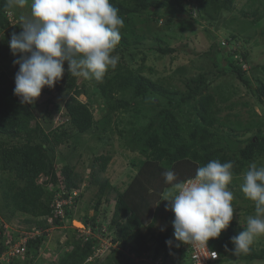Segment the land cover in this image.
<instances>
[{"label": "trees", "instance_id": "16d2710c", "mask_svg": "<svg viewBox=\"0 0 264 264\" xmlns=\"http://www.w3.org/2000/svg\"><path fill=\"white\" fill-rule=\"evenodd\" d=\"M235 1L110 0L124 20L121 41L113 53L118 56V63L115 68H109L101 82L90 80L89 87L86 81L78 83L79 77L68 72L65 62L63 78L54 88H43L45 93L57 92L63 99V105L55 102L52 109L45 110V115L49 117L56 113L63 118L54 127L50 119L48 128L36 119V103L22 104L14 95V82L0 71V171L9 176L0 184V212L7 221L17 214H26L23 223L40 230L26 243L24 258L27 263L33 261L44 247L48 230L62 226L72 216L73 209L66 205H63V219L54 213L51 203L55 195L59 191L63 198L72 195L73 205L82 196L78 191L82 179L75 166L67 162L57 164L58 159H63L57 158V146L71 138L78 142L81 135L96 129L100 131V136H110L113 115L122 113L129 114L130 118L118 116L114 120V128L125 148L138 153L140 163L122 190L110 185L106 177L97 178V172L92 170L88 182L99 183L97 199L93 207H89L94 209V213L88 216L85 212L82 218L93 234L108 236L110 243L117 247L111 246L110 253L105 254L103 259L89 261L87 258L92 255L98 238L93 235L85 239V234L78 233L76 228L68 229L70 234L63 243L60 256L50 264L143 263L134 262L130 258L131 253L136 256L148 253L153 259L160 258L159 264H167L168 260L172 264H190L185 245L180 243L179 247L176 246L172 226L174 213L170 210L169 202L162 200L163 194L171 189L163 173L173 171L175 182H184L195 177L197 168L211 160L221 163L231 161L234 165L233 179L228 188L241 199L239 192L244 174L250 164L264 156V77L253 74L252 81L249 73L257 70L258 65L251 63L247 50L240 49L242 44H236L239 37L232 31L225 41L220 39V62L210 59L206 63L205 57L212 55L211 45L208 51L198 54L202 58L198 60L200 65L194 64V68L199 69L198 73L185 78L164 73L166 65L160 70L155 65V54L151 58V65H145L149 58L145 54L137 61L134 51L147 47L162 56L176 51L175 47L162 39L163 29H174L176 20L183 24L187 22V17L195 22L201 18L216 28L222 29V25L229 28L227 22L236 16L225 18L224 14L234 11ZM11 8L8 0H0V31L11 25L8 16ZM239 12L242 17H251V22L260 20L264 17V0H247ZM184 15L186 18H183ZM162 17H165V22L162 20L164 25L156 27ZM16 26L21 32L20 24ZM261 33L264 34V30ZM148 38L151 40L146 41ZM1 44L9 48L7 42ZM18 59L19 54L15 60ZM245 63H250V69L243 67ZM177 69L180 70V67ZM153 70L158 71L154 77ZM261 71L264 72V64H261ZM228 73L248 89L254 104L241 96L234 98L238 94V86L228 87V79L215 83L221 75ZM81 94L86 101L78 98ZM232 97L234 99L230 100ZM94 102L101 113L99 118H95L91 109ZM149 104L150 113L146 112ZM239 106L246 111L241 112ZM256 107L261 109L260 113ZM224 111L227 112L224 114ZM111 158L110 153L99 154L93 158V166L97 164V171L105 172ZM133 165L137 164L133 162ZM73 191H76L75 195ZM112 191L115 196L111 200L108 194ZM103 200L113 203L109 217L105 215L103 207L100 211ZM246 200L251 201L247 197ZM236 204L237 201H232L234 215L229 226L218 238L208 241L209 247L219 255L215 262L264 260V241L259 247L254 241L247 254L236 256L230 251L234 247L231 238L247 227V219L239 220L241 213L247 214L255 209V204L251 205L250 202L244 207ZM99 215L107 219L105 231H101L100 225L104 220L98 218ZM158 218H163L164 227L156 231ZM240 221H244V224ZM19 235V231L6 228L1 223L0 254L7 248V240L13 242ZM169 239L173 240L171 246L166 244ZM22 259L11 262L20 264Z\"/></svg>", "mask_w": 264, "mask_h": 264}, {"label": "clouds", "instance_id": "9594fccd", "mask_svg": "<svg viewBox=\"0 0 264 264\" xmlns=\"http://www.w3.org/2000/svg\"><path fill=\"white\" fill-rule=\"evenodd\" d=\"M27 2L9 0L10 6L20 8ZM30 8V16L21 18L22 31L12 33L8 41L12 54L20 55L14 61L19 65L14 95L22 104H33L43 88H54L63 78L65 62L72 76L97 82L116 67L118 56L113 53L121 41L124 20L110 0H32ZM233 167L231 161L211 160L187 182H175L173 171L163 173L172 190L162 200L169 202L174 213L177 247L180 243L207 246L229 226L234 215V196L228 188ZM241 191L254 202L255 215L247 218L245 230L231 238L230 251L236 256L249 253L254 239L264 235V166L250 165ZM166 244L171 246L173 240Z\"/></svg>", "mask_w": 264, "mask_h": 264}, {"label": "rangeland", "instance_id": "374dc122", "mask_svg": "<svg viewBox=\"0 0 264 264\" xmlns=\"http://www.w3.org/2000/svg\"><path fill=\"white\" fill-rule=\"evenodd\" d=\"M9 1V0H8ZM31 2L32 0H28L27 4L20 8L16 5H12L11 10L9 11V16L12 19L11 25L4 30L0 31V71H3L8 75L11 80L15 84V75L19 70V65L14 63L16 61V56H14L10 50V48H6L1 44V42H7L11 39L12 33H20L19 27L16 26V24H22V17H28L31 13ZM247 0H236L234 3V11H228L226 14H224L225 18H230L231 16L235 15V19H229L227 22L229 28L224 27L222 25L221 27H215L214 24H210L208 22L203 21L201 18L196 19V22L192 20V18L187 17L184 15L183 18H186L183 24L178 22L176 20V26L173 27L174 29H163V35L162 39L170 46L175 47L177 50L161 55L157 53L156 51H152L150 48L147 47H140L137 51H134L135 59L137 61H140V58L145 54L148 55L149 58L145 62V65L153 64L151 62V58L153 59L154 54L156 59L155 65L157 67L159 66L160 70L166 65V68L164 69V73L169 72L173 75V77L180 76L182 78L189 77L192 75H195L198 73L199 69L194 68L195 65L198 64V60H201V55L199 56V53H203L204 51H208L210 49V46H213L212 55L211 57L208 56V58L205 57L206 63L212 59L213 62H220L219 56L220 51L222 48H220V39L225 41L228 36H230V33L234 32L239 37V41L236 42V44L240 46V49L247 50L249 55V60L253 64H257L258 68L254 72H250V77H252V81L254 82L253 74L259 75V77H264V72L261 71V64H264V34L261 32L264 30V17L260 20H255L254 22H251V17H242L239 9L245 5ZM194 15V14H193ZM165 17H162V19L158 20V23L156 27L159 25H164ZM199 23H198V22ZM157 29V28H156ZM193 30V32H189L190 30ZM232 31V32H231ZM149 39V38H148ZM146 40V41H150ZM232 42H229L231 44ZM157 57V58H156ZM221 64V63H220ZM68 67V66H67ZM152 67V66H151ZM180 67V70L177 68ZM219 67V65H217ZM244 68L250 69V63H245ZM188 69V70H187ZM217 69V68H216ZM158 71L153 70L152 77L156 75ZM145 74L147 73L144 72ZM228 79V87L231 85H237L238 86V94L234 96V98H237L238 96H241L242 98H247L250 101V104H254V98L251 96L250 93H248V89L245 88V86L239 82L234 76L228 74L221 75L220 78L215 81V83H220L223 81H226ZM86 81V85L91 87L90 80L79 77L78 83H83ZM88 81V82H87ZM178 83V81H177ZM214 83V84H215ZM179 86L183 87L182 83H179ZM93 95V94H92ZM96 97V95H93ZM78 98L82 101H86V97L81 94L78 96ZM233 97L230 98V100L234 99ZM59 103L63 105V99L61 98V95L57 92H53L52 94H47L43 91L41 92V95L39 98L35 101L34 106V114L37 120L41 122V124L48 128V122L49 119L52 121V125L57 123L58 119L60 121L63 120V118H60V116L56 113L53 114V116L49 117L45 115V110L47 108L52 109L53 103ZM150 104L147 106L146 112H149ZM241 109V112H245L246 109L239 106ZM62 109V108H61ZM92 111L94 112L95 118L100 117V112L97 110V104L94 102L91 106ZM142 109V108H141ZM256 111L260 113L261 109L259 107L255 108ZM61 111V110H60ZM59 111V112H60ZM227 111H224L225 114ZM123 117V118H130L129 114H122V113H115L113 115V120L110 124L112 128V132L110 136L107 135H101L100 131L95 130L91 133H87L84 135H81L79 137V141L75 142L73 138H71L69 141L64 142L63 144H60L57 146V158L62 157V160H57V164L62 163H70L71 165L75 166V170L79 174V176L82 179V182L80 184V187L78 189L79 194L82 193V196H80L77 199V202L72 206V216L69 219H66L63 222V225L60 227H51L48 230V237L45 241L44 247L40 250L36 258L31 261L30 263H27L24 258L23 261L20 262V264H50L55 259L60 256L63 248V243L66 239H68V229L76 228L78 233H84L88 227H85L84 223L82 222V218L87 212L88 216H91L94 213L93 207L98 194V182L89 183L90 179V173L92 170L97 172L96 177L99 179H103L106 177L108 179L110 185H116L119 190H122L125 188L126 184L130 180L131 176L136 172V169L138 167V164L140 163V158L138 157L137 152H131L125 146L123 145V142L119 136V134L116 132V129L114 128V124L116 123L114 120H117V117ZM131 116V115H130ZM246 117V115H245ZM122 125L121 123H119ZM123 126L127 127V124H123ZM102 153H110L112 155V158L107 166V169L105 172H98V166L95 164L93 166V158L99 154ZM133 162H135L137 165L134 166ZM260 164H259V163ZM257 165V167L264 166V156L256 161L253 162ZM252 163V164H253ZM250 164V165H252ZM9 177L7 173L0 171V184L2 181H4L5 178ZM244 178V177H243ZM42 177L39 179L41 180ZM243 180V179H242ZM107 190V189H106ZM172 189H169L170 191ZM230 190V189H229ZM231 191V190H230ZM234 196V203L236 205L246 206L254 204L253 201L246 200V196L243 192H239L241 195V199H238V197L235 196V192H233ZM237 194V192H236ZM239 195V196H240ZM115 196V193L112 191L108 194L109 199H113ZM238 196V194H237ZM2 199L1 193H0V202ZM250 202V204H249ZM102 207L105 210V215L109 217L112 213L113 209V203L109 202L107 203L106 200H103L100 205V211ZM255 208V207H254ZM240 216L238 213L236 214ZM255 215V209H252L249 213H241V216L239 220L247 219L249 216ZM99 215L98 218H100L102 221L101 231H105L107 228V219H102ZM26 217V214H17L15 217L7 221L3 214L0 212V224L4 223L7 224L9 228L19 231V232H25V231H31L33 228V225H28L23 223V219ZM80 222L81 225H76L73 222ZM247 222V220H246ZM241 223V221H240ZM244 224V221H242ZM241 223V224H242ZM247 223H245L246 225ZM85 227V228H84ZM164 227V221L163 218H158L155 223V230L157 231L159 228ZM88 230V229H87ZM92 235L93 234L92 232ZM98 238V244L99 243H109V237L108 236H101L95 235ZM264 235L256 237L254 239L256 247L262 246L264 241ZM106 254L110 253V249L106 250ZM104 256H101L98 258V261L103 259ZM96 258H93L91 261H94ZM93 264V263H92ZM167 264H172V261H167ZM213 264H264V260H255L251 262H214Z\"/></svg>", "mask_w": 264, "mask_h": 264}, {"label": "built area", "instance_id": "2783aa9c", "mask_svg": "<svg viewBox=\"0 0 264 264\" xmlns=\"http://www.w3.org/2000/svg\"><path fill=\"white\" fill-rule=\"evenodd\" d=\"M244 66V64H243ZM194 177L186 179L184 182H187L189 179H192ZM76 194V191H73V195ZM54 207V213L60 216V218H64L65 213L63 209V205H66L68 208H72V195H69L67 198L61 197V191H59L55 197L53 202L51 203ZM51 218H49V221ZM4 227L8 228L7 224H4ZM88 229V230H87ZM85 231V239H87L92 235L91 229L87 228ZM40 230L33 226L31 231H25L20 232V235L17 237V239L13 242H9V240L6 241L7 248L3 250V252L0 254V264H12V260H21L22 258L26 257L25 251H26V243L30 238H33L35 235L39 234ZM186 249L189 252V261L190 264H212L214 263L219 255L216 250L211 249L209 245L207 246H198V245H186L184 244ZM117 247L116 244L112 243H99L93 246V253L90 255L87 260H92L93 258H99L103 256L106 252V250H109L110 247ZM130 258L134 262H147L149 264H159L160 258L153 259L152 256H150L148 253H143L141 256H136L135 254L131 253L129 254ZM22 259V260H23ZM141 263V264H143Z\"/></svg>", "mask_w": 264, "mask_h": 264}, {"label": "bare ground", "instance_id": "6f19581e", "mask_svg": "<svg viewBox=\"0 0 264 264\" xmlns=\"http://www.w3.org/2000/svg\"><path fill=\"white\" fill-rule=\"evenodd\" d=\"M76 225H81L80 222L78 223L77 221L75 222Z\"/></svg>", "mask_w": 264, "mask_h": 264}, {"label": "water", "instance_id": "95a60500", "mask_svg": "<svg viewBox=\"0 0 264 264\" xmlns=\"http://www.w3.org/2000/svg\"><path fill=\"white\" fill-rule=\"evenodd\" d=\"M78 222V221H77ZM73 223H75V222H73ZM79 223V222H78Z\"/></svg>", "mask_w": 264, "mask_h": 264}]
</instances>
